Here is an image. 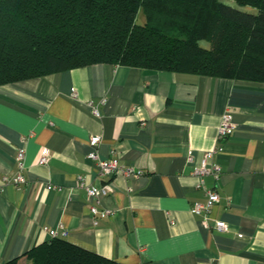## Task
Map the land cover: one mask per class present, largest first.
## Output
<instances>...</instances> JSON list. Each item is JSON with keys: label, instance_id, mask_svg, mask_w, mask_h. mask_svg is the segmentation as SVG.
Wrapping results in <instances>:
<instances>
[{"label": "crops", "instance_id": "obj_1", "mask_svg": "<svg viewBox=\"0 0 264 264\" xmlns=\"http://www.w3.org/2000/svg\"><path fill=\"white\" fill-rule=\"evenodd\" d=\"M226 113L235 130L220 141ZM93 136L102 159L114 153L144 175L102 178L88 158ZM22 148L18 188L4 179L19 171ZM190 151L197 162L216 151L220 179L200 188ZM82 180L111 183L97 204L110 215L92 213ZM209 189L221 199L207 224L193 208ZM51 230L120 264H264V83L96 64L0 86V264H31L26 254Z\"/></svg>", "mask_w": 264, "mask_h": 264}, {"label": "trees", "instance_id": "obj_2", "mask_svg": "<svg viewBox=\"0 0 264 264\" xmlns=\"http://www.w3.org/2000/svg\"><path fill=\"white\" fill-rule=\"evenodd\" d=\"M96 64L264 83V0H0V86ZM26 256L120 264L60 238Z\"/></svg>", "mask_w": 264, "mask_h": 264}, {"label": "built area", "instance_id": "obj_3", "mask_svg": "<svg viewBox=\"0 0 264 264\" xmlns=\"http://www.w3.org/2000/svg\"><path fill=\"white\" fill-rule=\"evenodd\" d=\"M106 100L102 102L105 104ZM93 114L100 118L102 116L100 110L94 106L93 107ZM235 130V124L233 121V116L231 113H226L221 121L220 129H219V140L225 141L230 136L233 135ZM102 142V137L100 136H93L90 140V144L94 151L90 153L89 159L97 162L100 167V175L102 178H110L113 179L118 176L123 177H133L135 179H139L144 175V171L140 169H136L133 166H126L121 164L120 159L116 157L113 153L112 157L109 159H102L97 152V147ZM216 151H211L206 153L200 162L195 160L194 153L192 151L188 154V161L190 164L194 165V174L199 178V187L205 188L206 183L205 179L208 176H213L216 180H219L222 175V169L220 165L213 164V158ZM26 151L24 148L19 150L18 153V161H19V171L12 176L6 177L4 180L6 183H10L15 185L16 187L20 188L27 183L24 172L26 170V166L24 163ZM51 160V153L48 149H43L40 153L38 158V164L41 166H46L50 163ZM81 187L86 189L88 193V199L91 202L90 208L92 213L95 216L100 214L103 215H110V211H100L97 207V204L100 203L101 199L107 196H110L114 193V188L111 183H107L102 186H91L86 183L85 180L81 181ZM50 190L53 187H49ZM220 195L215 190H208L207 191V201L204 203H197L193 208V213L197 216H203L205 218V223L207 220L210 219V213L212 208L220 202ZM93 203H96L93 204ZM208 224V223H207ZM218 232L222 233L228 231L229 227L228 224L224 221H214L213 226ZM50 235L52 239L57 237V232L55 230L50 231Z\"/></svg>", "mask_w": 264, "mask_h": 264}]
</instances>
